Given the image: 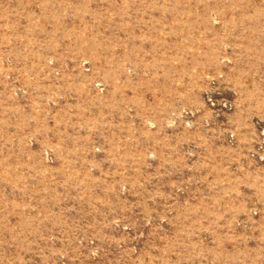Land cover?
Masks as SVG:
<instances>
[{
	"label": "rangeland",
	"instance_id": "374dc122",
	"mask_svg": "<svg viewBox=\"0 0 264 264\" xmlns=\"http://www.w3.org/2000/svg\"><path fill=\"white\" fill-rule=\"evenodd\" d=\"M0 264H264V0H0Z\"/></svg>",
	"mask_w": 264,
	"mask_h": 264
}]
</instances>
